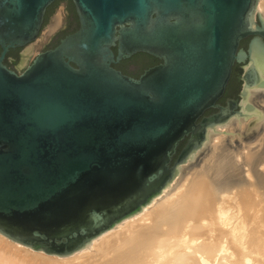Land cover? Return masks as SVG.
Masks as SVG:
<instances>
[{
	"label": "water",
	"instance_id": "water-1",
	"mask_svg": "<svg viewBox=\"0 0 264 264\" xmlns=\"http://www.w3.org/2000/svg\"><path fill=\"white\" fill-rule=\"evenodd\" d=\"M53 1L0 0V234L66 256L180 165L205 157L212 183L225 179L207 132L261 117L246 96L264 89V18L258 0H71L77 28L10 69L5 54L37 39ZM138 53L158 62L137 77L115 66ZM234 64L241 100L221 104Z\"/></svg>",
	"mask_w": 264,
	"mask_h": 264
},
{
	"label": "bare ground",
	"instance_id": "bare-ground-1",
	"mask_svg": "<svg viewBox=\"0 0 264 264\" xmlns=\"http://www.w3.org/2000/svg\"><path fill=\"white\" fill-rule=\"evenodd\" d=\"M256 9L264 18V0ZM31 51L25 48L22 63ZM246 102L260 111L258 120L233 116L207 132L214 169L225 175L218 184L204 169L207 158L180 165L138 212L68 256L0 234V264H264V89H248Z\"/></svg>",
	"mask_w": 264,
	"mask_h": 264
},
{
	"label": "flooded vegetation",
	"instance_id": "flooded-vegetation-1",
	"mask_svg": "<svg viewBox=\"0 0 264 264\" xmlns=\"http://www.w3.org/2000/svg\"><path fill=\"white\" fill-rule=\"evenodd\" d=\"M59 4H62V8H63L62 10H63L64 17H63L62 22H61L58 30L56 31V33H54L51 36L49 41L42 47L41 50H45L47 48L53 47L54 45H56L58 43L60 38H62L63 36H65L66 34L72 32V31H74L78 26V21H77V17H76L75 11H74V6L72 4V1L71 0H54L53 2H51L46 7V10L44 12V18H43L41 30H42L43 26L45 25V23L47 22L48 18L54 14V12L57 9ZM51 7H53L52 13L49 16H46L48 10ZM41 30H40V32H41ZM39 35H40V33H39ZM246 42H247V39L243 40L241 42V44L243 46H245ZM27 47H29V46H26L25 48H27ZM25 48H23V49H21V48L9 49V51L5 54V57L3 59L4 64H6L10 69H12L16 72H19L20 68L17 66V63H16L18 60L16 53L18 54V58H21L22 52L25 50ZM20 53H21V55H20ZM138 54H135V55H138ZM135 55L131 56L128 59H125V61L132 59ZM28 57L26 59V62L28 61ZM25 64L26 63H24V65ZM118 64H119V66H117V68L120 69L122 72L128 74V75H131L133 77H137L140 74V73L133 72L131 69L123 67L124 66L123 60L120 61ZM134 65H136V64L134 63ZM240 66L241 65H239V64H234V66L232 68L230 79L226 85V88L223 92V95L218 100L219 103L224 104L226 99H229V98L235 99V100L240 102L241 96L239 93H240V89H241V87H240L241 83L237 81V74H239L241 72ZM210 111H212V110H208L206 113H209Z\"/></svg>",
	"mask_w": 264,
	"mask_h": 264
},
{
	"label": "rangeland",
	"instance_id": "rangeland-1",
	"mask_svg": "<svg viewBox=\"0 0 264 264\" xmlns=\"http://www.w3.org/2000/svg\"><path fill=\"white\" fill-rule=\"evenodd\" d=\"M62 4H59L57 9L55 10L54 14L52 16H50L47 20V22L45 23V25L43 26L39 37H37V39L32 42L30 45H28L29 47H31V52L30 55L28 57V62L31 60V58L33 57V55L42 49V47L49 41V39L51 38V36L56 33V31L58 30L62 19L64 17L63 14V10H62ZM17 56V66L19 67V65L23 64L20 61V58H18V54L16 53ZM21 244V243H20ZM30 248V247H29ZM33 250V249H32ZM34 251H40L43 252L41 250H34ZM44 253V252H43ZM46 254V253H45ZM48 255H54V254H48ZM57 256L58 258H61L62 256H58V255H54ZM68 256V255H66Z\"/></svg>",
	"mask_w": 264,
	"mask_h": 264
},
{
	"label": "trees",
	"instance_id": "trees-1",
	"mask_svg": "<svg viewBox=\"0 0 264 264\" xmlns=\"http://www.w3.org/2000/svg\"><path fill=\"white\" fill-rule=\"evenodd\" d=\"M52 11H53V7H51L48 10L46 16H49L52 13ZM132 59L136 60V62L139 64V68L136 73H140L143 68L148 67L158 61V59H155L154 57L143 54V53H139L138 55H135ZM123 62H125V60H123ZM115 66L117 67L119 66V64L117 63L115 64Z\"/></svg>",
	"mask_w": 264,
	"mask_h": 264
}]
</instances>
